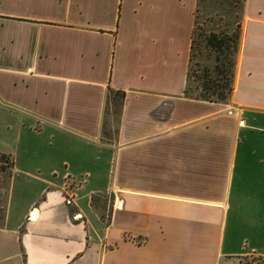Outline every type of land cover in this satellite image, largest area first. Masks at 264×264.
I'll return each mask as SVG.
<instances>
[{
  "label": "crops",
  "instance_id": "crops-1",
  "mask_svg": "<svg viewBox=\"0 0 264 264\" xmlns=\"http://www.w3.org/2000/svg\"><path fill=\"white\" fill-rule=\"evenodd\" d=\"M196 8L0 0V264L264 258V0L226 103L183 92Z\"/></svg>",
  "mask_w": 264,
  "mask_h": 264
},
{
  "label": "trees",
  "instance_id": "trees-1",
  "mask_svg": "<svg viewBox=\"0 0 264 264\" xmlns=\"http://www.w3.org/2000/svg\"><path fill=\"white\" fill-rule=\"evenodd\" d=\"M197 11V10H196ZM197 26L195 15V24L191 39V50L189 55L188 70L186 74V85L184 94L196 99H201L211 102L226 103L229 94L232 91V82L234 75L235 60L234 55L238 50L239 33L234 35L226 31H211L206 36V46L210 48L215 54L213 68L204 67L198 69L199 73L190 70L191 66V52L194 42V33ZM191 81L198 83L192 87ZM115 98L119 99L123 96L122 91H112ZM11 162L6 155L0 156V172L5 171ZM101 199V195H93L92 203Z\"/></svg>",
  "mask_w": 264,
  "mask_h": 264
},
{
  "label": "rangeland",
  "instance_id": "rangeland-1",
  "mask_svg": "<svg viewBox=\"0 0 264 264\" xmlns=\"http://www.w3.org/2000/svg\"><path fill=\"white\" fill-rule=\"evenodd\" d=\"M243 6L244 0H197V26L194 33L190 66L192 73L193 71L199 73L198 69L204 67L213 68L214 66L215 54L206 46V36L209 32L223 30L232 35L239 33L240 40ZM236 58L237 52L234 55L235 63ZM197 83V81H191L190 86L192 89ZM230 95L231 93L229 94L228 100ZM110 127L112 129V127H114L113 124ZM9 170L10 166L5 171L0 172V209L4 204L6 178ZM235 264H264V258L260 256H243L235 260Z\"/></svg>",
  "mask_w": 264,
  "mask_h": 264
},
{
  "label": "built area",
  "instance_id": "built-area-1",
  "mask_svg": "<svg viewBox=\"0 0 264 264\" xmlns=\"http://www.w3.org/2000/svg\"><path fill=\"white\" fill-rule=\"evenodd\" d=\"M68 201H70V200H68Z\"/></svg>",
  "mask_w": 264,
  "mask_h": 264
}]
</instances>
